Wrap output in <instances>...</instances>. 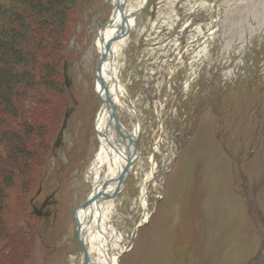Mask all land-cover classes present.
Returning a JSON list of instances; mask_svg holds the SVG:
<instances>
[{"label": "rangeland", "instance_id": "1", "mask_svg": "<svg viewBox=\"0 0 264 264\" xmlns=\"http://www.w3.org/2000/svg\"><path fill=\"white\" fill-rule=\"evenodd\" d=\"M92 1L77 13L65 50L78 105L64 134L69 148L58 152L63 163L75 155V168L55 195L53 213L34 220L42 240L35 239L29 264L79 262L73 213L91 189L84 174L98 148L95 42L111 14L110 0ZM214 3L149 0L135 17L121 79L139 121L137 152L107 220L124 246L141 219L140 183L153 163L158 170L147 187V223L120 264H264V0H223L215 30L170 69L193 32L210 28ZM65 97L70 103L67 91ZM64 110L63 103L61 121ZM119 115L131 129L132 115ZM54 165L35 203L58 186L48 183ZM52 215L56 229L45 234Z\"/></svg>", "mask_w": 264, "mask_h": 264}, {"label": "trees", "instance_id": "2", "mask_svg": "<svg viewBox=\"0 0 264 264\" xmlns=\"http://www.w3.org/2000/svg\"><path fill=\"white\" fill-rule=\"evenodd\" d=\"M85 5L0 0V264H29L33 255L37 227L27 199L61 124V66Z\"/></svg>", "mask_w": 264, "mask_h": 264}, {"label": "water", "instance_id": "3", "mask_svg": "<svg viewBox=\"0 0 264 264\" xmlns=\"http://www.w3.org/2000/svg\"><path fill=\"white\" fill-rule=\"evenodd\" d=\"M128 0H117L116 4L113 5V14L119 13L121 18V23L119 25V30L117 33L109 40L108 43L102 45L100 52V60L96 68V92L102 98L103 106L106 108L109 116L108 127L114 131L115 141L119 139V137L123 140H127L124 143V162L122 170L110 179H106L93 187L92 191L86 195L84 202L80 204L74 213V218L76 221V230L75 234L80 246L81 250V258L80 264H90L91 259L89 257L88 249L90 246V236H95L99 234L105 241L106 244L103 245L101 243H97L94 238L92 242L94 245H98L101 247L105 260L107 264H112V251L110 247V239L109 236L105 235L102 230V214H103V206L104 203L108 200L115 198L124 188L128 176L130 175L133 163H134V155L136 152V139H137V127H135L134 133L128 131L124 128L119 122L115 110V105L112 100L111 94L109 93L108 86L106 85L102 75L101 68L107 58L109 56L111 46L113 42H115L120 37H125L129 34L130 28L128 24V18L136 15L140 10L143 9L141 7L135 12L127 13L125 9V3ZM104 27H102L101 31H103ZM102 41V40H101ZM66 69V67H65ZM66 71V70H65ZM66 82L69 84V79L66 76ZM70 110H67L65 114V120L63 122V127L60 130L55 146H58L61 141L62 130L65 127L66 118L69 116ZM137 122V120L135 119ZM98 135H102L106 138L108 144L113 147L116 153L119 154V144L117 145L113 141H109L108 132L96 131ZM117 139V140H116ZM88 209V210H87ZM94 220V222H93ZM92 224L94 227L91 228ZM138 226L135 227L132 236L130 238L128 246H130L133 242V237L135 235V231ZM116 263L119 264V255L116 256Z\"/></svg>", "mask_w": 264, "mask_h": 264}, {"label": "bare ground", "instance_id": "4", "mask_svg": "<svg viewBox=\"0 0 264 264\" xmlns=\"http://www.w3.org/2000/svg\"><path fill=\"white\" fill-rule=\"evenodd\" d=\"M143 0H132L131 3L128 5V9L130 11L135 10L136 8H138L141 4H142ZM134 18H130L129 20V24L130 27L134 26L135 22H134ZM118 26H119V18L116 16L112 23L110 25L105 26L104 30L101 32V37H100V41L103 39V42H106L112 35H114L117 30H118ZM200 27L197 28V31H194L192 34V41L195 40V37L193 38V36L195 35V33H200L201 32ZM211 33V31H210ZM127 38L126 36L123 38H120L118 41H116L115 43H113L111 50H110V56H109V60L107 62H105L103 64L102 67V75H105V81L108 84L109 87V92L112 94L113 96V101L115 102V104L117 105V110L119 111V109H126L125 105L128 107L130 106V99L128 97V94L126 92L125 89V85L123 84L122 80L120 79V77L118 76L119 79H117V83H113L111 82V78H113V75L116 77L117 74H119V70H120V66H119V58L122 56V52L124 50V46L126 44ZM96 47L99 49H101V43L99 42V39H97V41L95 42ZM190 41H187V43L185 44L184 48H183V52H187L190 49ZM182 54L180 53V56ZM179 56V55H178ZM177 56L176 60L174 61V65L173 67H171V70L173 71L175 68H177L178 66V62H181L180 60L182 58H179ZM182 63V62H181ZM157 91V88L155 89ZM159 100V99H158ZM158 101H155L154 103H157ZM155 112L157 115L160 114L157 112L156 108H155ZM107 115L105 114V112H103L98 120H97V128L99 130H103L104 132H108V137H109V141H113L116 145H117V141H115V134L113 133L112 129H110L107 126ZM161 126H159L160 128ZM99 139V147L94 155V158L92 159V161L90 162V164L88 165V168L86 170V180L92 184V185H97L99 183V181H101L104 178L110 179L112 177H114L115 175H117L123 167V162H124V147H123V143L121 142L119 144V154H115L114 150L109 146V144L107 143L106 139L103 137L98 138ZM121 140V138L119 137V141ZM158 149V146H154V150ZM157 167L155 166V164L153 163L151 165V169L148 173H146L140 183V188H139V205H140V209L141 212H145L147 209V201H146V197H147V187L149 182L151 181V179L154 177L153 174L155 172H157ZM115 207V198L108 200L107 202V206H106V210H105V214L103 216V224H104V228L103 229H107L106 232L111 236L112 239V247L114 248V251H116L117 253L123 249L124 244L122 243V237L121 234L116 231L114 228H112L108 223L107 220L109 219L110 215L112 214V211L114 210ZM144 219L147 218V214H144ZM95 239V241H97V243L101 242L100 236L99 235H95V236H90V240L92 241V239ZM90 256L92 255H97L98 259L96 261V264H104L103 263V256L100 252V250L98 249V247H91L90 250ZM90 264H95V263H90ZM112 264H115V261L113 260Z\"/></svg>", "mask_w": 264, "mask_h": 264}]
</instances>
